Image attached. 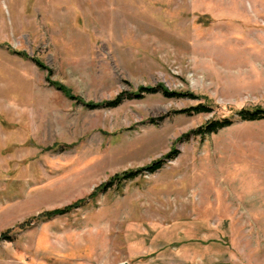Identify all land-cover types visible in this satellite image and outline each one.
<instances>
[{"label":"rangeland","instance_id":"obj_1","mask_svg":"<svg viewBox=\"0 0 264 264\" xmlns=\"http://www.w3.org/2000/svg\"><path fill=\"white\" fill-rule=\"evenodd\" d=\"M256 107L264 0H0V264H264Z\"/></svg>","mask_w":264,"mask_h":264},{"label":"trees","instance_id":"obj_2","mask_svg":"<svg viewBox=\"0 0 264 264\" xmlns=\"http://www.w3.org/2000/svg\"><path fill=\"white\" fill-rule=\"evenodd\" d=\"M13 53H15L19 56H22V57H26L25 53H23L21 51H13ZM37 65L43 66L40 63L38 64V62H37ZM53 84L57 87V89L62 91L64 94H67V90L64 87H62L61 85H58L56 83H53ZM142 90L148 91L149 89L148 88H145V89L142 88ZM163 92H166V91L163 90ZM109 104L111 106H114L116 104V101L110 102ZM89 106L92 107L93 105H89ZM186 110L189 112L199 113V112H208L211 110V108L209 106L199 104L197 106L192 107L191 109H186ZM237 115H238L239 119H241L243 121L244 120H246V121L261 120V119H264V108L256 107V108H252V109H242V110L238 111ZM232 123H233L232 119L226 118V117H223L222 119L212 120L208 124L201 127L198 131H196L195 134L202 135V134H206L209 132H217L221 128H223L225 126H229ZM177 153H178V151L174 150L171 154L167 155V157L168 156L174 157ZM170 157H168V158H170ZM163 161H165V160L160 159V160H157L155 162H152L149 166H147L144 169L151 170L152 172L155 170H158L163 165V163H164ZM138 172H140V171L137 170V171H133L130 173L123 174L121 176L112 177L110 179V181L103 184V187H109L113 183H120V181H119L120 179H131L132 177L136 176L138 174ZM76 206H77V203H76V205H68L64 209L60 210V212H61V214H66L72 208H74Z\"/></svg>","mask_w":264,"mask_h":264}]
</instances>
